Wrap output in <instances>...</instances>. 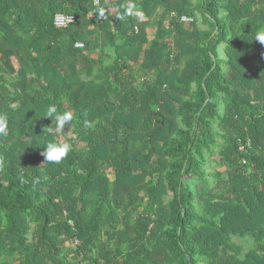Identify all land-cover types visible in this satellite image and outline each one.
Returning a JSON list of instances; mask_svg holds the SVG:
<instances>
[{
    "label": "trees",
    "instance_id": "trees-1",
    "mask_svg": "<svg viewBox=\"0 0 264 264\" xmlns=\"http://www.w3.org/2000/svg\"><path fill=\"white\" fill-rule=\"evenodd\" d=\"M261 32L264 0H0V264H264Z\"/></svg>",
    "mask_w": 264,
    "mask_h": 264
},
{
    "label": "clouds",
    "instance_id": "clouds-1",
    "mask_svg": "<svg viewBox=\"0 0 264 264\" xmlns=\"http://www.w3.org/2000/svg\"><path fill=\"white\" fill-rule=\"evenodd\" d=\"M255 40L259 41L261 44H264V32L258 33L255 36ZM55 124V129L49 127L48 134L55 135L56 130H64V126L69 124L74 120V113L71 111H57L55 106L49 107L46 115ZM6 120V117L0 116V125H3ZM5 133V127L0 126V134ZM44 161L49 163H59L61 162L68 153L72 150V146L68 142H57L49 141L43 145Z\"/></svg>",
    "mask_w": 264,
    "mask_h": 264
},
{
    "label": "built area",
    "instance_id": "built-area-1",
    "mask_svg": "<svg viewBox=\"0 0 264 264\" xmlns=\"http://www.w3.org/2000/svg\"><path fill=\"white\" fill-rule=\"evenodd\" d=\"M93 7H98L100 4V0H91ZM180 22L183 23H189L192 21V19L188 16H180L179 17ZM75 22V16L74 15H68V14H55L52 17V25L57 29H64L68 27L69 25L73 24ZM75 48H82L83 44L80 42L74 43ZM239 149H242V146H240Z\"/></svg>",
    "mask_w": 264,
    "mask_h": 264
},
{
    "label": "rangeland",
    "instance_id": "rangeland-1",
    "mask_svg": "<svg viewBox=\"0 0 264 264\" xmlns=\"http://www.w3.org/2000/svg\"><path fill=\"white\" fill-rule=\"evenodd\" d=\"M15 83H16V85L18 86L19 90L22 91V88H23V86H22L23 81H22V80H19V82H18V80L15 79ZM68 111H71V112H72V110H71L70 108H68ZM223 173H224V171H223ZM233 240H234V242H236V243H238V244H241L245 249H248L249 247H251V246H250L251 243H249L248 241H245V240L240 241V239H238V238H234ZM76 255H77V252H76ZM198 264H205V263L201 262V263H198Z\"/></svg>",
    "mask_w": 264,
    "mask_h": 264
},
{
    "label": "crops",
    "instance_id": "crops-1",
    "mask_svg": "<svg viewBox=\"0 0 264 264\" xmlns=\"http://www.w3.org/2000/svg\"><path fill=\"white\" fill-rule=\"evenodd\" d=\"M140 19H142V18H139V15H138V14H136V15L134 16V20H135V21H139ZM92 23L95 24L94 21H92ZM149 37H150V38L152 37L151 32L149 33Z\"/></svg>",
    "mask_w": 264,
    "mask_h": 264
}]
</instances>
